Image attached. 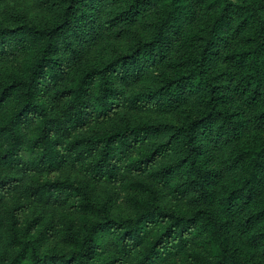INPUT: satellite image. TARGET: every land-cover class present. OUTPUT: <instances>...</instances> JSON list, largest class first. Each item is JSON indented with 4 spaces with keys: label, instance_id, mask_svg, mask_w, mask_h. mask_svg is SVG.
I'll list each match as a JSON object with an SVG mask.
<instances>
[{
    "label": "trees",
    "instance_id": "1",
    "mask_svg": "<svg viewBox=\"0 0 264 264\" xmlns=\"http://www.w3.org/2000/svg\"><path fill=\"white\" fill-rule=\"evenodd\" d=\"M197 2L0 0V264H264V139L228 103L264 125V0Z\"/></svg>",
    "mask_w": 264,
    "mask_h": 264
},
{
    "label": "rangeland",
    "instance_id": "2",
    "mask_svg": "<svg viewBox=\"0 0 264 264\" xmlns=\"http://www.w3.org/2000/svg\"><path fill=\"white\" fill-rule=\"evenodd\" d=\"M189 4L191 5L192 9L195 11L196 15L201 11V4L197 2V0H188ZM20 2H16V4H19ZM4 10V5H0V10ZM47 13V12H46ZM45 10H41L38 12L39 18L44 16ZM47 15V14H46ZM196 16L193 19H184L182 24V30H187L191 23L190 21H195ZM183 41L182 35H180V39L176 40V44ZM237 42V38H232L231 41L228 43V45L224 49H228L233 47ZM216 64L219 65H225L228 66L229 70L233 73L234 76H236L240 71L241 68L235 66V65H227L223 62L222 58L216 57ZM230 99L228 100L229 108L233 110L238 118L242 122V132L240 139L242 141H249L254 142L258 139L262 138L264 139V125H256L253 123L251 116L253 112L257 109V107L263 102V99H260L256 105H252L247 103L244 98L239 94H234L233 92H230ZM190 105V99L184 103L182 106L178 107L176 110L168 111V112H160V111H153V112H138L135 114L136 117L141 118H152V120L159 119L162 122L165 123H175L177 122L179 118V112L182 107L189 106ZM219 154L218 151H214L213 161L212 163L216 166H220L219 164ZM224 179L225 177L222 176Z\"/></svg>",
    "mask_w": 264,
    "mask_h": 264
}]
</instances>
